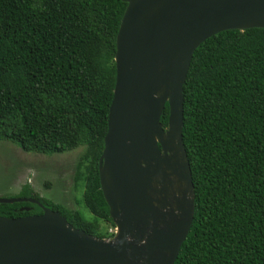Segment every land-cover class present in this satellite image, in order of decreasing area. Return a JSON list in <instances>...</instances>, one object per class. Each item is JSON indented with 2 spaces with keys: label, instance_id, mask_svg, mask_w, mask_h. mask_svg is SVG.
<instances>
[{
  "label": "trees",
  "instance_id": "trees-1",
  "mask_svg": "<svg viewBox=\"0 0 264 264\" xmlns=\"http://www.w3.org/2000/svg\"><path fill=\"white\" fill-rule=\"evenodd\" d=\"M127 0H0V139L25 151L82 147L84 203L109 216L99 183L116 78V35ZM169 106L160 118L167 126ZM184 148L194 213L173 264H264V27L220 31L193 52L183 84ZM69 223L86 220L32 192ZM0 203L7 217L41 213Z\"/></svg>",
  "mask_w": 264,
  "mask_h": 264
},
{
  "label": "water",
  "instance_id": "water-1",
  "mask_svg": "<svg viewBox=\"0 0 264 264\" xmlns=\"http://www.w3.org/2000/svg\"><path fill=\"white\" fill-rule=\"evenodd\" d=\"M253 27H264V0H127L98 159L114 237L78 229L36 198L0 197V203L28 201L42 209L0 215V264H173L194 213L182 137L183 84L193 52L220 31Z\"/></svg>",
  "mask_w": 264,
  "mask_h": 264
},
{
  "label": "rangeland",
  "instance_id": "rangeland-1",
  "mask_svg": "<svg viewBox=\"0 0 264 264\" xmlns=\"http://www.w3.org/2000/svg\"><path fill=\"white\" fill-rule=\"evenodd\" d=\"M82 147L62 153L43 154L25 151L16 144L0 139V197H14L23 186L70 211L80 212L86 220L97 221L104 239H113L115 224L99 211L84 203V186L76 180L88 159Z\"/></svg>",
  "mask_w": 264,
  "mask_h": 264
},
{
  "label": "built area",
  "instance_id": "built-area-1",
  "mask_svg": "<svg viewBox=\"0 0 264 264\" xmlns=\"http://www.w3.org/2000/svg\"><path fill=\"white\" fill-rule=\"evenodd\" d=\"M113 232H116V227H115V229L113 230Z\"/></svg>",
  "mask_w": 264,
  "mask_h": 264
},
{
  "label": "flooded vegetation",
  "instance_id": "flooded-vegetation-1",
  "mask_svg": "<svg viewBox=\"0 0 264 264\" xmlns=\"http://www.w3.org/2000/svg\"><path fill=\"white\" fill-rule=\"evenodd\" d=\"M14 197H19V196H14ZM35 214H39V213H35Z\"/></svg>",
  "mask_w": 264,
  "mask_h": 264
}]
</instances>
